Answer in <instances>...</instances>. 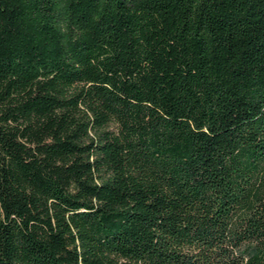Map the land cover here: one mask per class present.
Listing matches in <instances>:
<instances>
[{
	"label": "trees",
	"instance_id": "1",
	"mask_svg": "<svg viewBox=\"0 0 264 264\" xmlns=\"http://www.w3.org/2000/svg\"><path fill=\"white\" fill-rule=\"evenodd\" d=\"M0 264H264V0H0Z\"/></svg>",
	"mask_w": 264,
	"mask_h": 264
}]
</instances>
